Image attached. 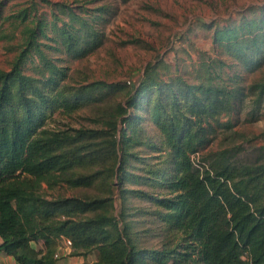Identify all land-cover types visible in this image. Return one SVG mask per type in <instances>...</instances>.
<instances>
[{
  "label": "trees",
  "instance_id": "16d2710c",
  "mask_svg": "<svg viewBox=\"0 0 264 264\" xmlns=\"http://www.w3.org/2000/svg\"><path fill=\"white\" fill-rule=\"evenodd\" d=\"M64 7L69 19L55 13L54 36L47 34L45 21L35 19L34 27L24 29L26 38L11 68L0 69V253L19 264H56L59 240L70 238V254L99 250L94 264H264V163L237 165L219 153L201 168L192 158L225 125L220 117L249 94L235 83L236 76L222 73L227 61L216 56L202 63L195 81L181 74L163 78L150 66L127 90L119 118L110 120L109 128L50 129L46 123L56 112L84 107L98 86L118 87L103 81L69 83V67L42 48L80 59L104 43L111 18L107 5L96 7L95 14ZM13 17L24 22L31 13L22 9ZM44 36L57 45H43ZM213 38L240 66L258 68L264 64V11L216 28ZM28 61H35L34 74L25 71ZM249 89L264 100V79ZM146 117L157 139L145 131ZM104 146L119 155L122 184L132 180L125 163L135 158L146 179L160 188L130 192L148 198L151 207L142 211L157 222V235L165 233L159 245L138 244L129 215L113 213L112 197L43 192L44 182L92 185L101 171L72 172ZM142 147L150 153L143 155ZM150 159L162 165L153 167ZM38 240L45 243L43 252L32 246Z\"/></svg>",
  "mask_w": 264,
  "mask_h": 264
},
{
  "label": "rangeland",
  "instance_id": "374dc122",
  "mask_svg": "<svg viewBox=\"0 0 264 264\" xmlns=\"http://www.w3.org/2000/svg\"><path fill=\"white\" fill-rule=\"evenodd\" d=\"M64 5L76 12L85 8L94 14L97 13L96 7L107 5L111 18L105 27L104 43L80 59H70L59 50L42 48L60 64L69 67V83L80 85L103 81L118 84V87L108 89L98 86L94 98L87 101L84 107L56 112L47 121L46 127L69 133L75 128H109V121L119 118L127 90L138 83L145 70L152 68L163 78L181 74L195 81L202 74L201 64L219 56L228 63L222 73L236 76L235 83L245 87L249 94L235 110L220 117V122L225 125L218 126L210 143L192 155L194 164L207 168L219 153L237 165L264 163V100L259 101L257 94H252L249 89L251 84L264 79V64L255 69L240 66L237 58L223 53L219 47L218 53L213 38L216 28L238 24L244 17L254 18L261 14L264 0H0V69L11 68L26 38L24 29L27 25L34 27L35 19L45 21L47 34L54 36L52 23L55 13L69 19ZM22 9L31 13V17L24 22L13 17L20 15ZM41 38L43 45H57L45 36ZM34 67L35 61H28L25 71L34 74ZM123 85L126 87L120 88ZM213 123L216 125V121ZM118 125L121 127L120 122ZM142 125L146 132L155 135V139L159 137L149 118L146 117ZM108 152L111 150L104 146L73 169L75 174L101 171L99 179L92 185L72 187L61 182L50 186L44 182L43 192L48 197H112L113 213L129 215L138 233V244L143 247L159 245L165 235L160 230L157 235V222L142 211L151 207L148 198L130 192L136 189L158 192L160 188L146 179L142 164L135 158L125 163V170L133 173L132 180L122 184L118 175L119 155ZM141 152L147 155L150 150L142 147ZM150 164L156 168L162 165L156 159H150ZM138 175H143L142 179H136ZM61 240L59 246L62 245ZM99 255V250L93 248L86 255L67 254L57 258V261L58 264H94ZM0 264H6V261L0 260ZM8 264H15V261L11 260Z\"/></svg>",
  "mask_w": 264,
  "mask_h": 264
},
{
  "label": "crops",
  "instance_id": "0c3cea01",
  "mask_svg": "<svg viewBox=\"0 0 264 264\" xmlns=\"http://www.w3.org/2000/svg\"><path fill=\"white\" fill-rule=\"evenodd\" d=\"M61 242H63V238L61 240ZM60 244H58V247H57V251L58 252L60 250ZM32 246L39 252H43L44 249H45V243L43 240H38V241H33L32 242ZM99 258L96 259V261L98 260ZM0 260H4L6 261V264L10 263L11 260H14L15 261V264H19L12 256L10 255H5L3 253H0ZM56 264H58V261H57V258H56Z\"/></svg>",
  "mask_w": 264,
  "mask_h": 264
},
{
  "label": "built area",
  "instance_id": "2783aa9c",
  "mask_svg": "<svg viewBox=\"0 0 264 264\" xmlns=\"http://www.w3.org/2000/svg\"><path fill=\"white\" fill-rule=\"evenodd\" d=\"M72 250V240L70 238H63L60 250L56 252L55 257L59 258L63 255L70 254Z\"/></svg>",
  "mask_w": 264,
  "mask_h": 264
}]
</instances>
